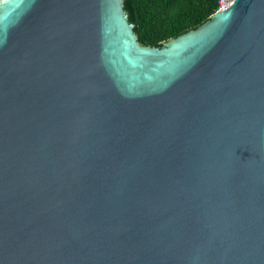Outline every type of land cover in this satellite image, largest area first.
I'll return each mask as SVG.
<instances>
[{
    "label": "water",
    "instance_id": "obj_1",
    "mask_svg": "<svg viewBox=\"0 0 264 264\" xmlns=\"http://www.w3.org/2000/svg\"><path fill=\"white\" fill-rule=\"evenodd\" d=\"M135 27L0 0V264H264V0Z\"/></svg>",
    "mask_w": 264,
    "mask_h": 264
},
{
    "label": "trees",
    "instance_id": "obj_2",
    "mask_svg": "<svg viewBox=\"0 0 264 264\" xmlns=\"http://www.w3.org/2000/svg\"><path fill=\"white\" fill-rule=\"evenodd\" d=\"M125 9L139 41L161 46L207 21L217 12L218 0H125Z\"/></svg>",
    "mask_w": 264,
    "mask_h": 264
},
{
    "label": "built area",
    "instance_id": "obj_3",
    "mask_svg": "<svg viewBox=\"0 0 264 264\" xmlns=\"http://www.w3.org/2000/svg\"><path fill=\"white\" fill-rule=\"evenodd\" d=\"M235 0H218V9L217 11L226 10L233 5Z\"/></svg>",
    "mask_w": 264,
    "mask_h": 264
}]
</instances>
